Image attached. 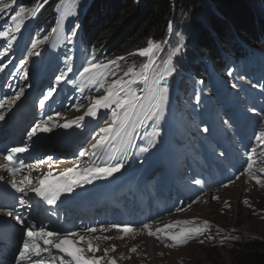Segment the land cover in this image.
I'll return each instance as SVG.
<instances>
[{
	"label": "snow or ice",
	"instance_id": "6c2138e0",
	"mask_svg": "<svg viewBox=\"0 0 264 264\" xmlns=\"http://www.w3.org/2000/svg\"><path fill=\"white\" fill-rule=\"evenodd\" d=\"M48 2L49 0H43V3H36L35 6L20 5L16 7L19 4V0H8V2L0 0V21H4V23H0V57H7L12 51L13 42L17 41L26 22L30 19H35ZM61 7V4L56 5V10L59 11ZM71 14L65 13L66 16ZM6 17L8 18L7 20H5ZM78 27L79 25L73 27L64 36V40L68 44L73 43L74 37L78 33ZM172 27L173 24L169 21V31L172 30ZM56 32L57 29L53 28L52 33L44 36L42 40L32 39L27 47L26 55L19 60L16 65V72H13V75H17L19 70L26 65L29 56H39L41 53L36 51L37 46L44 41H48L50 36ZM167 43V40L159 42L155 41L154 38H148L146 46L140 47L131 53V55H139L142 58H146L147 62L142 63L138 69L130 66L123 76L119 77H117L116 71L111 69L113 66H118V62L125 60V56H118L106 62L98 61L94 56H89L79 69L74 68L72 63H70L73 60V56L68 55L65 57V70L55 75L53 85L48 88L46 94L40 99L39 107H44L45 101L57 90L56 85L61 83L72 84L81 93L90 87H95L97 92L102 91L103 94H89L83 97L84 100L88 101L87 109L83 115L55 126L68 128L76 125L79 127L85 116L97 117L101 109L107 110L108 119L105 121V126L99 128L98 135L93 137L94 142L88 145L87 150L80 152L81 157H89L88 160L83 161L86 165L85 167L79 168V164L74 165L61 172L58 177H53V173L49 171L37 180L36 186H32L31 179L25 176L24 179L28 181L27 191L23 186L24 181L19 184L12 181L11 187L24 194L20 197L22 204L26 202L25 196H27L28 192H32L47 205H54L63 194L72 193L76 186L82 183H91L93 179H104L119 172L124 167L122 159L107 164H96L90 158H99L106 155L109 145L115 147L117 141H119L122 150H126L127 145L132 142L131 137L148 121H152L154 124L152 136L160 135L161 129L155 125L163 118L165 105L169 97L168 77L175 71L171 65L172 57L181 51L184 46V38L183 36L178 38V43L171 49L167 59H164L161 66L157 63L158 54L164 51ZM5 67L6 65L0 62V71H3ZM228 71L231 73L232 69ZM69 74H74L75 78H69ZM109 76L115 78L109 82ZM24 90L25 88L21 87L7 101L0 100V108H3L5 103L14 104L24 93ZM197 100H199V93H197ZM72 107L79 109L84 107V105L76 103ZM248 111L257 113L255 107L249 108ZM55 115L59 117L61 114L57 112ZM0 119H4L2 112H0ZM52 119V116H48L46 119L38 120L32 124L27 130V138L31 140L38 133L52 131V128L48 126ZM223 124L227 127L229 121L224 120ZM203 131L208 132L209 128L205 127ZM254 139L258 143L248 152L243 172L258 185H264V180H261L253 172L255 163L253 157L264 156V127L254 134ZM149 143H151L150 140ZM257 148L261 149L259 153L256 152ZM26 150L27 146H17L6 150L4 159L8 162L9 167L7 170L10 175H15L21 170V167H24L22 163L17 166L15 161L17 154L24 153ZM148 150V147L140 149L142 152H147ZM111 155L115 157L116 153L112 152ZM47 159L50 161L52 157H47ZM42 163H44L42 160L36 161L33 164H28L27 167L34 169ZM260 171L264 172V169H260ZM50 177L53 178L50 179ZM194 183L200 184L201 181L196 180ZM212 198L218 199L215 196ZM195 202L192 201V203ZM244 203L247 204V200ZM225 206L228 207L227 203ZM176 210L184 211L183 207H177ZM5 215L14 217L21 224L25 223L21 217L14 216L11 210L6 211ZM52 215H56V213L53 212ZM111 227L118 229L124 234L134 231L129 224H113ZM210 227L209 221L205 220L201 223L197 222L196 218L166 223L155 230H152L148 224L143 225V229L147 230L149 236L155 237L157 241L164 242L166 247L171 246L167 243L168 241L179 246L186 245L190 241L203 243L205 239L211 240L214 237L209 232ZM107 230L103 226L99 229L102 232ZM84 231L95 233L97 229L88 227ZM101 239L108 240L111 237L97 236L89 238L76 231H53L43 226L33 227L28 225L23 229L22 242L19 245L15 259L17 264H117L116 259L109 255L110 251H115V245L111 249H103V255H96L101 249L99 244L94 241ZM232 239H236V237H232ZM85 244L87 245L86 248L82 246ZM130 251L135 252L136 249L133 247ZM87 253H92V255H87Z\"/></svg>",
	"mask_w": 264,
	"mask_h": 264
},
{
	"label": "rangeland",
	"instance_id": "374dc122",
	"mask_svg": "<svg viewBox=\"0 0 264 264\" xmlns=\"http://www.w3.org/2000/svg\"><path fill=\"white\" fill-rule=\"evenodd\" d=\"M41 1L43 3V0ZM67 1L74 6L73 9L76 7L86 8L90 4L89 0ZM5 2H8V0H5ZM207 2L208 1L206 0H199L194 5L182 7L177 13L175 11L171 12V18H177L178 25L173 28L172 32H168L166 37L168 43L165 45L164 51L162 52L163 54H166L168 50L174 48L178 43V38L183 36L184 46L177 54L187 58L188 55L191 56L193 53L194 56L199 57L197 55L198 53L195 51L198 46L197 41L199 34L197 30L198 24L195 23L196 21H199L204 24V27L207 26V23L205 22H209V18L211 17L210 13H208L209 6ZM248 2L257 15H263L264 0H248ZM17 6L18 5H16V7ZM73 12L74 11L72 10L71 13ZM202 27L203 25L201 24V28ZM221 51L223 54L226 53L222 49ZM173 57L176 59L175 56ZM0 62L6 64L8 58L0 57ZM129 65L130 62H122V66L124 67H128ZM53 72L54 75L49 80V84L47 85L48 88L53 85L55 75L58 74L60 70L58 67H54ZM62 88H64L63 83L56 85L57 90L53 93V96L64 100L68 107L73 102L81 101V98H79L76 93L65 92ZM45 92L46 88H44V93ZM86 103H88V101L83 100L82 104L84 107L87 105ZM84 107L68 110V120L75 118L77 113ZM62 117L63 115H61L60 118ZM64 122L62 119L59 121L58 118H53L48 125L52 128V131H50L49 134L53 132V130H62V127H57L55 125L63 124ZM68 131H70V134L72 135H69ZM67 134L72 140L74 139L71 127H68ZM74 134L79 137L77 131H75ZM259 152L260 150L258 153ZM88 159L89 157L85 156L83 161ZM90 159L92 160L93 158L91 157ZM253 159L255 161L253 166L254 174L261 180H264V172L260 171V169H264V156H254ZM228 185H236L237 189H241L243 186L247 185H251L253 188L260 187L264 189V185H258L247 174H244V176L231 180L228 184L220 185L219 187H209L206 190L207 192L197 203L190 206L185 212L174 217L175 220H189L196 218L197 222L201 223L205 220L209 221L211 225L209 232L214 237L213 239H205L203 243L197 241L191 242V244L187 246L174 248L157 246L156 243L160 242L156 241L154 245L157 251L153 253L147 252L145 242L144 244L140 242L139 244L136 243L138 248L135 247V252H138L139 254L126 250L133 247V244L131 243L125 245V241L112 243V239H108V241L101 239V241H104L105 246L102 247L103 242L98 243L101 251H98L96 255H103V249H111V247L115 245V251H110L109 255L113 256L116 261L121 264H207L215 259L220 260L223 264H230L233 260L232 249L235 244L240 243L241 240L249 237L264 240V195L258 194L255 190H253V193L251 194L249 192L247 193L246 190L238 192V190L236 191L232 188V190H234L233 193L231 192L221 197L218 190L220 188H226ZM213 196L218 197V199H213ZM245 200H247V204L244 203ZM226 203L229 205V207H227L228 209H226ZM232 237H236V239H232ZM176 249L181 250L175 251ZM169 251L174 252L169 253Z\"/></svg>",
	"mask_w": 264,
	"mask_h": 264
},
{
	"label": "trees",
	"instance_id": "16d2710c",
	"mask_svg": "<svg viewBox=\"0 0 264 264\" xmlns=\"http://www.w3.org/2000/svg\"><path fill=\"white\" fill-rule=\"evenodd\" d=\"M33 0H21L31 5ZM199 0H92L83 23L84 37L96 46H106L110 55H124L146 45L148 38L166 39L171 12L194 5ZM212 21H196L197 53L216 54V45L230 49L235 37L242 42L257 40L255 34L264 29V21H257L248 0H206ZM53 4V3H52ZM49 7H51V5ZM207 14V13H206ZM50 12L46 14V17ZM207 18V15H206ZM206 20V19H205ZM201 24L203 27L201 28ZM177 25L175 18L174 26ZM263 25V27L261 26ZM264 31V30H263ZM255 42V41H254ZM230 264H264V240L245 238L234 245ZM207 264H223L211 260Z\"/></svg>",
	"mask_w": 264,
	"mask_h": 264
},
{
	"label": "bare ground",
	"instance_id": "6f19581e",
	"mask_svg": "<svg viewBox=\"0 0 264 264\" xmlns=\"http://www.w3.org/2000/svg\"><path fill=\"white\" fill-rule=\"evenodd\" d=\"M56 0H49V4L50 3H54ZM60 1V4L62 5V7L60 8L59 11H57V21H58V24L56 26V29H57V32L52 34L50 36V39L46 42V44L44 45V47L42 48L41 50V54L39 56V60L41 61L42 63V67L44 68V71L47 69V67H50L51 65V62H54L55 59H56V53L58 52V50L63 46L65 40H64V36H65V28L67 29L68 25L70 24V19H71V16L68 17V20H67V17L65 15V13L68 12V9H69V6H70V3L67 1V0H58L57 3ZM20 5H22L21 3L18 4L17 7H19ZM83 11L85 13H88L89 9H83ZM255 14V13H253ZM68 16V15H67ZM79 18L84 22L85 21V18H83L82 16H79ZM209 18V17H208ZM212 21V18H209V22ZM67 26V27H66ZM263 27V25H261ZM70 29H72V26L70 25L69 27ZM264 28V27H263ZM71 31V30H70ZM69 31V32H70ZM52 33V31L50 32ZM49 33V34H50ZM74 42V40H73ZM257 77L259 79H261V75L258 74ZM210 88V87H209ZM261 103V102H260ZM232 188H234L236 191L238 190V192H241L242 190H246L247 193H253V190H255L258 194L260 195H264V189L258 187V188H253L251 185H247V186H243L241 189H237V186L236 185H228V187L226 188H221L219 189L218 191L220 192V196H224L225 194H228V193H233L234 190H232ZM224 193V194H223ZM239 194V193H238ZM237 194V195H238ZM239 196V195H238ZM239 199V198H238ZM229 207V205H228ZM226 209H228L226 207ZM191 242H196V241H190L189 243L186 244L189 245L191 244ZM146 250L147 252L149 253H153V252H156V247L154 246V242L152 244V240L148 239L146 241ZM138 248L137 245L134 244V248ZM133 248V247H132ZM127 251H130V248L129 249H126ZM181 249H176L175 251H180ZM174 252V251H172ZM171 251H169V253H172ZM139 254V253H138Z\"/></svg>",
	"mask_w": 264,
	"mask_h": 264
}]
</instances>
